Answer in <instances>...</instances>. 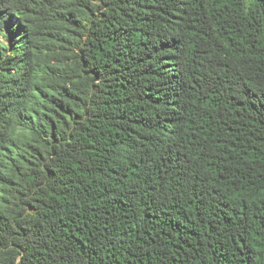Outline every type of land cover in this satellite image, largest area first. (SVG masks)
<instances>
[{"label": "trees", "instance_id": "16d2710c", "mask_svg": "<svg viewBox=\"0 0 264 264\" xmlns=\"http://www.w3.org/2000/svg\"><path fill=\"white\" fill-rule=\"evenodd\" d=\"M0 264H264V0H0Z\"/></svg>", "mask_w": 264, "mask_h": 264}, {"label": "rangeland", "instance_id": "374dc122", "mask_svg": "<svg viewBox=\"0 0 264 264\" xmlns=\"http://www.w3.org/2000/svg\"><path fill=\"white\" fill-rule=\"evenodd\" d=\"M3 42L6 43V44H8V45H10V46L12 45L11 42L7 38H4L3 39Z\"/></svg>", "mask_w": 264, "mask_h": 264}]
</instances>
